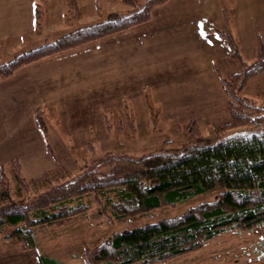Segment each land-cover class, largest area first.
Wrapping results in <instances>:
<instances>
[{"label": "rangeland", "instance_id": "374dc122", "mask_svg": "<svg viewBox=\"0 0 264 264\" xmlns=\"http://www.w3.org/2000/svg\"><path fill=\"white\" fill-rule=\"evenodd\" d=\"M135 2L144 6L148 0ZM38 4L42 5L41 18H38L42 24L41 34L20 36L26 44L24 47L15 38L0 40V66L13 61L19 52L28 53L34 47L54 43L61 37L56 27V15L60 9L57 0H38ZM66 4L69 10L65 22L72 23L71 31L83 24L92 26L108 21L112 15L127 14L132 9L119 0H76L73 7ZM184 8L191 14H197L199 24L219 26L224 22L220 19L214 0H185ZM227 8L229 26L241 59L251 65L257 60L261 40L264 41V0H239L236 6ZM165 11L166 7H157L152 11V20L148 24L126 32L125 36L152 29L165 30ZM162 36L166 34H155L153 38L158 40ZM168 43L164 59L156 60L154 54L151 60L155 61H148L151 64L149 71H143L144 66L140 73L125 68L120 76L118 71L109 73L102 70L106 75L102 73L97 76L95 83L106 84L110 80V84L95 87L93 93L91 90L86 93L88 87L82 82V77L74 78L75 70L53 67L56 68V77L61 76L63 79L62 93L56 89L53 96L38 95L29 99L30 103H40L38 106L41 108L34 111L33 122L41 130L38 131L44 144L31 145L33 142H30L31 146L21 148L17 155L14 153V140L19 136L16 122L20 118H5V123L0 124L1 132H6L5 139L9 135L13 139V148L0 160V193L9 191L14 204L27 205L32 210L41 204L42 196L71 190L72 186L81 185L84 179L113 174V166L119 165L129 156L140 157L150 152L181 147L191 140L189 129L192 122L197 123L203 135H208L214 125L229 123V98L214 65H219L222 76L229 77L239 72L240 63L234 60L228 65L222 64V57L229 54L225 38L203 34L199 47L190 45L182 48L173 46L172 41ZM109 44L116 45L117 42ZM159 55L162 53H158L157 57ZM166 58L165 64L160 62ZM116 60L109 61L110 70L117 66ZM105 65L106 62L100 66ZM197 66L199 69L194 68ZM68 70L70 75L67 74ZM69 77L74 78L75 94L72 82H65ZM122 79L127 84L123 85ZM131 80H134L133 84ZM239 84L238 79L230 83V87H234V95L264 106V72L251 78L241 93L238 92ZM131 85H134L132 92L137 88L141 91L131 93ZM145 88L152 92L145 91ZM45 89L48 90V87ZM200 97L204 99V105ZM108 104L110 108L102 107ZM232 107L255 120L262 118L260 121L264 130L262 107L252 110L237 102ZM28 119L32 123L31 116ZM238 122L248 124H241L234 131L254 128V125L249 124V119ZM220 193L221 190L217 189L175 205L124 218L116 217L114 207L108 202V198L116 200L113 193H84L67 205L80 208L56 222L2 227L0 264H41V256L57 260L60 264H87V256L92 255L114 234L180 217L190 208L217 201ZM19 228L32 233L33 244L22 240L17 234ZM152 264H264V224L252 230H228L199 249L163 263Z\"/></svg>", "mask_w": 264, "mask_h": 264}, {"label": "trees", "instance_id": "16d2710c", "mask_svg": "<svg viewBox=\"0 0 264 264\" xmlns=\"http://www.w3.org/2000/svg\"><path fill=\"white\" fill-rule=\"evenodd\" d=\"M119 1L132 9L127 14H114L108 21L78 29L54 43L17 56L10 63L0 66V79L12 76L21 67L147 24L152 18V11L167 0H148L144 6L137 5L135 0ZM66 2L71 7L76 5V0ZM39 14L36 7L37 20ZM222 36L229 45L228 61L237 60L240 63L239 72L229 77L220 75L222 87L229 98V123L214 125L208 135H203L197 123L192 122L189 129L191 140L181 147L150 152L140 157L129 156L113 166V174L84 179L82 186L78 184V187L72 186L71 190L60 194L42 196L41 204L32 210L30 206L14 204L10 192L3 191L0 193V229L6 225L15 227L28 223L33 226L56 222L80 208L67 205L84 193L93 191L101 195L113 193L116 200L108 198V202L114 207L116 217L124 218L220 189L217 201L190 208L174 219L118 232L86 258L87 264H152L199 249L228 230H252L263 225L262 118L255 120L232 105L237 102L252 110L264 109V106L234 95V87H230V83L238 79V92L241 93L251 78L264 72V41L261 40L257 60L247 65L241 59L233 34L225 30ZM262 97L264 100V94ZM248 119L254 128L234 131L241 124H248L238 121ZM26 230L19 228L17 234L25 243L33 244L32 233ZM40 261L41 264H60L45 256H41Z\"/></svg>", "mask_w": 264, "mask_h": 264}, {"label": "crops", "instance_id": "0c3cea01", "mask_svg": "<svg viewBox=\"0 0 264 264\" xmlns=\"http://www.w3.org/2000/svg\"><path fill=\"white\" fill-rule=\"evenodd\" d=\"M37 1L38 0H0V40L6 38H15L16 40H18L17 42L20 44L22 43V47H24L26 44L20 39V36L28 34H41L40 29L42 27V24L38 21L40 19L37 20L35 18V9L36 7H38L40 11L39 18H41L42 5L38 4L37 6ZM238 1L239 0H214L217 7L216 9L219 12L220 19H223L224 22L223 24H219V26H211L204 23L199 24L200 21L196 18L197 14H191L184 8L185 0H167L165 3L157 6L166 7L165 21L167 22V24L165 30L152 29L142 33L139 32L137 34L129 35L131 37L125 36L126 32L140 27L137 26L128 31L117 34V37L114 36L98 40L94 43H89L68 52H64L21 67L13 74V76L6 79H1L0 124L5 123V118H20V120L16 122L19 136L16 138V140H14L16 142L14 153L18 155L20 154L19 150H21V148H28L35 143L44 144V140L39 133V131L41 130H39L33 122V115H35L34 111H37V109L41 108L40 106H38L40 103L38 101L30 103L29 99L34 98L38 95L43 97L45 95L53 96L56 94V89L59 93H62L63 79L61 78V76L56 77V68L52 69L53 67L60 66V69L67 68L75 70L73 72L74 78H77V76L82 77V82L86 85V87H88L86 93H88V91L90 90L93 93L96 90L95 87H102L105 85L108 86V84H110V80L109 82H105L106 84H103V82L99 84H97V82L95 83L94 80L97 79L96 77L104 73L102 72V70H107L109 73L110 71L115 70L118 71L117 74H120V76L122 75L120 72L125 71V68L140 73L142 71V66H144L143 71H149L151 69L150 63H152V61H155L151 60L154 54V57L156 56L157 58L156 60H158V58L164 59L166 57L165 54L168 51V41H172L173 46H181L182 48L184 46L190 45H194L193 47H199L200 40L203 37V34L208 33L213 36L224 37L222 36V32L225 30L233 33L232 28H230L231 26H229L230 20L227 14V10L229 9L227 7L231 5L236 6L238 4ZM57 3L60 7L56 15V27L60 32L59 36L63 37L75 32L78 29L89 26L83 24L82 27H77V29L71 31L72 23L65 22L67 20V13L69 10L66 4V0H57ZM39 6H41V8ZM145 25L146 24L141 26ZM160 33L166 34V36H162L158 40L153 38L155 34ZM122 34H124V36H119ZM113 41H116L117 44H109ZM202 41L204 43V40ZM225 41L227 44L226 50L229 52V45L226 38ZM37 48L39 47H34L33 50ZM26 52L27 51L19 52L18 54L22 55ZM158 53H162V55H159L157 57ZM222 58L223 65H228L230 63L228 61L229 54ZM115 59H118L116 60L117 66L110 70L108 65L109 61H115ZM148 61H150V63ZM166 61L167 58L165 61L161 60L160 62L164 63ZM105 62L106 65L101 67L100 65H104ZM80 63H82L81 66H79ZM217 67L218 71L216 70ZM194 68L199 69L198 66ZM214 70L220 79L221 69L219 65H214ZM67 74L70 75L71 72L68 70ZM104 75H106V73H104ZM135 75L137 76L139 74L135 73ZM74 78L69 77L67 80H65V82H72V90L75 94V83L73 81ZM120 81L124 82L123 79ZM117 82L118 81H116V83ZM126 82L127 81H125L123 85L127 84ZM131 82V84H133L134 80H131ZM79 84L80 82H78V85ZM133 86L129 89L131 93H139L141 91H138L137 88L132 92L131 89L133 88ZM45 87H48V90H46ZM145 91L151 90L145 88ZM123 99H125V97ZM200 100H203L204 105V99L200 97ZM102 107L107 109V107L110 108V105H103ZM24 112H26V114H24ZM30 116L32 118V123H30V119L27 120V117ZM21 129H23V131H20ZM5 136L6 132L2 133L0 130V160H2L8 154L9 149L13 148L12 137L9 135V137L5 139ZM30 142L33 143L31 144ZM19 143L21 145H19Z\"/></svg>", "mask_w": 264, "mask_h": 264}]
</instances>
